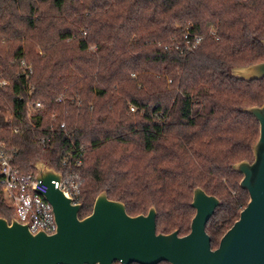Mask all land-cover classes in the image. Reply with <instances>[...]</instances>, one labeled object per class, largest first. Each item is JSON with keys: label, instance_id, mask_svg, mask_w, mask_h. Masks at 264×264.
<instances>
[{"label": "trees", "instance_id": "obj_1", "mask_svg": "<svg viewBox=\"0 0 264 264\" xmlns=\"http://www.w3.org/2000/svg\"><path fill=\"white\" fill-rule=\"evenodd\" d=\"M263 39L264 0H0V140L25 173L77 178L80 218L105 190L186 235L203 188L221 200L215 249L249 201L233 166L254 158L244 108L264 101V78L232 68L264 61ZM0 217H15L1 185Z\"/></svg>", "mask_w": 264, "mask_h": 264}, {"label": "water", "instance_id": "obj_2", "mask_svg": "<svg viewBox=\"0 0 264 264\" xmlns=\"http://www.w3.org/2000/svg\"><path fill=\"white\" fill-rule=\"evenodd\" d=\"M232 74L247 81L262 79L264 61L234 67ZM244 111L260 124L253 160L233 166L243 174L240 185L249 192V201L217 248H212L207 226L221 200L201 187L193 193L196 212L190 232L162 233L157 231L155 206L132 216L123 201L110 199L105 190L92 213L80 218L82 204L52 183L61 180L62 173L38 162L36 177L49 187L45 198L53 206L57 231L33 233L15 218L9 222L0 217V264H264V101Z\"/></svg>", "mask_w": 264, "mask_h": 264}, {"label": "built area", "instance_id": "obj_3", "mask_svg": "<svg viewBox=\"0 0 264 264\" xmlns=\"http://www.w3.org/2000/svg\"><path fill=\"white\" fill-rule=\"evenodd\" d=\"M187 37V36H186ZM201 41L200 36H196L193 46L195 48ZM8 81L0 77V86L7 85ZM40 108L42 104H35ZM65 127V124H61ZM18 132V129H14ZM49 139H42L46 143ZM14 147L7 146L0 140V185L5 195L7 203L15 211V219L27 224L33 233L44 231L53 234L57 231V223L52 204L45 198L48 191V185L37 179V172L25 173L18 168L14 162ZM76 163H81L80 160ZM52 183L56 188L65 192L68 197H72L74 202L77 199L79 181L73 175L68 177L62 176L61 180L53 179ZM121 263V262H115ZM122 264V263H121Z\"/></svg>", "mask_w": 264, "mask_h": 264}]
</instances>
